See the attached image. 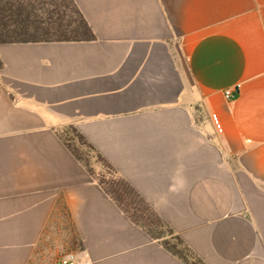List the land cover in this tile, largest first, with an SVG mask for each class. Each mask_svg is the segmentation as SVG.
I'll use <instances>...</instances> for the list:
<instances>
[{"label": "crops", "instance_id": "1", "mask_svg": "<svg viewBox=\"0 0 264 264\" xmlns=\"http://www.w3.org/2000/svg\"><path fill=\"white\" fill-rule=\"evenodd\" d=\"M64 3L81 33L0 41V264L62 218L77 264H264V0Z\"/></svg>", "mask_w": 264, "mask_h": 264}, {"label": "trees", "instance_id": "2", "mask_svg": "<svg viewBox=\"0 0 264 264\" xmlns=\"http://www.w3.org/2000/svg\"><path fill=\"white\" fill-rule=\"evenodd\" d=\"M65 0H0V41H12L15 38H27L41 34L57 36L79 34L85 29L83 17L75 8H69ZM131 214L135 222L148 223L151 233L161 234L169 231L158 219H143L149 214L144 204L120 203ZM133 209V210H132ZM166 247L181 257L187 264H204L184 244L179 236H170L164 240ZM73 246H76L75 238Z\"/></svg>", "mask_w": 264, "mask_h": 264}, {"label": "rangeland", "instance_id": "3", "mask_svg": "<svg viewBox=\"0 0 264 264\" xmlns=\"http://www.w3.org/2000/svg\"><path fill=\"white\" fill-rule=\"evenodd\" d=\"M72 227L65 218L54 221L46 235L45 249L38 264H58V259L68 252L76 251L73 246ZM74 247V248H73Z\"/></svg>", "mask_w": 264, "mask_h": 264}, {"label": "built area", "instance_id": "4", "mask_svg": "<svg viewBox=\"0 0 264 264\" xmlns=\"http://www.w3.org/2000/svg\"><path fill=\"white\" fill-rule=\"evenodd\" d=\"M224 95L227 99L231 100L235 98L236 94L232 89H226L224 91ZM58 264H77V254L73 251L66 253L65 255H62L58 259Z\"/></svg>", "mask_w": 264, "mask_h": 264}]
</instances>
